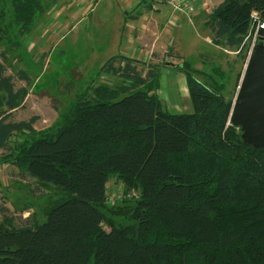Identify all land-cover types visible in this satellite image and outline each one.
Returning a JSON list of instances; mask_svg holds the SVG:
<instances>
[{"label": "trees", "instance_id": "trees-1", "mask_svg": "<svg viewBox=\"0 0 264 264\" xmlns=\"http://www.w3.org/2000/svg\"><path fill=\"white\" fill-rule=\"evenodd\" d=\"M8 1L22 34L46 10L44 0ZM262 23L264 0H222L206 22L215 43L244 59ZM169 63L144 73V63L109 58L99 73L131 84L101 82L37 130L38 115L15 117L32 79L0 50V164L64 194L43 222H16L1 204L0 264H264V146L247 145L230 121L241 72L227 95L225 75L202 81L183 60L193 111L174 113L156 93ZM18 133L27 136L12 141ZM112 176L126 187L119 199Z\"/></svg>", "mask_w": 264, "mask_h": 264}, {"label": "rangeland", "instance_id": "rangeland-1", "mask_svg": "<svg viewBox=\"0 0 264 264\" xmlns=\"http://www.w3.org/2000/svg\"><path fill=\"white\" fill-rule=\"evenodd\" d=\"M217 1L213 0L198 17L192 19L180 15L179 20L172 21L170 18L167 22L166 9L163 8L162 31L177 49L168 44L161 46L160 43L161 53L157 56L162 62L178 65L172 67L170 63L167 64L159 78L162 86L160 98L170 112L193 111L186 72L180 66L183 60L201 70L197 77L202 81H209L211 77L219 79L222 74L225 75L227 86L224 93L227 95H231L239 72L240 85L249 53L244 59L235 48L215 43L209 26L205 24ZM122 2L123 0H98L96 3L93 1L91 6L77 5L76 0H44L45 12L38 17L31 31L22 34L19 25L12 20L10 2L0 0V50L5 54L11 70L22 69L32 79V84L28 86L26 107L16 111L17 119L38 115L35 128L42 130L60 121L62 113L78 95L91 93L99 83L111 86L131 84L129 78L99 73L100 68L112 56L120 55L122 51L129 56L123 50L125 38L122 42L121 31L126 20L130 19L128 12L131 10L126 7L125 0L124 5ZM64 6L67 8L62 14ZM132 13L140 16L137 18L139 24L145 21L141 7H137ZM154 15L157 17V14ZM177 52L181 55L178 60L174 59L175 55L171 56ZM93 80L96 84L92 85ZM166 81L170 82L171 87L163 89ZM183 85L185 93L181 90ZM26 136L27 134L18 133L12 141H20ZM3 152L0 150L1 156ZM25 171L13 164H0V206L5 204L9 208L8 214L14 216L16 222L21 223L23 216L29 215H34L43 222L46 220V208L53 199H59L64 194L51 185L39 183L32 176H22ZM125 189L124 183L112 176L108 183L111 197L119 199L122 192H126ZM113 190L115 193H112ZM128 194L137 198L139 191L131 190ZM2 217L0 211V219Z\"/></svg>", "mask_w": 264, "mask_h": 264}, {"label": "crops", "instance_id": "crops-1", "mask_svg": "<svg viewBox=\"0 0 264 264\" xmlns=\"http://www.w3.org/2000/svg\"><path fill=\"white\" fill-rule=\"evenodd\" d=\"M77 5L79 4H85V5H93V1L95 3L98 1L96 0H76ZM213 0H200L197 3V11L193 17H198L200 15L201 11L206 9L208 7L209 3H211ZM222 0L217 1V5L221 2ZM124 5V0L122 2ZM126 7L131 10V12H128L129 18L126 20L125 24L122 27L121 31V41L124 42L125 38V45L123 50L125 49V52L129 54V56H126L124 54V51L120 54V56H124L125 58L133 59L134 61H137L139 63H144V66H141V69L144 70V73L148 70V66L150 65H157L160 66L161 60L157 59V56L160 52V43L162 44L161 46H166L171 45V40L167 38L165 33L162 31V25L164 17L162 15L164 14L163 8L166 9V20L167 22L170 20L175 21L173 16L176 17V20L182 16H187L186 13L183 12H176L175 9L168 3H158L156 8H154L149 2H145L144 0H125ZM149 4V5H147ZM145 5V6H144ZM137 7H141L144 12V18L145 21L141 22V24L138 23L137 18H140L139 15H134V9ZM67 7H63L62 14L65 12ZM149 13V14H148ZM163 13V14H162ZM148 14V15H146ZM157 14V17L154 15ZM188 17V16H187ZM135 18V19H134ZM189 18V17H188ZM190 19V18H189ZM179 20V19H178ZM207 20L205 21L206 24ZM147 23V24H146ZM162 39V41H161ZM122 44V43H121ZM148 44V45H147ZM167 45V46H168ZM144 47V48H143ZM147 47V48H145ZM173 49H175L174 46L171 45ZM122 50V49H121ZM177 50V49H175ZM118 56V55H115ZM114 57V56H112ZM166 57V55H165ZM178 60V59H177ZM167 67H161V76L163 74V69ZM105 75V74H103ZM110 75V74H106ZM112 76V75H110ZM114 77V76H113ZM186 84H187V79H186ZM188 86V85H187ZM171 84L170 82L166 81L165 85L163 86V89L170 88ZM181 88V87H180ZM162 89L161 83L159 88L157 89L156 93L160 96V90ZM181 90L185 93L186 88L183 85ZM164 92V91H162ZM165 93V92H164ZM169 94V93H166Z\"/></svg>", "mask_w": 264, "mask_h": 264}, {"label": "water", "instance_id": "water-1", "mask_svg": "<svg viewBox=\"0 0 264 264\" xmlns=\"http://www.w3.org/2000/svg\"><path fill=\"white\" fill-rule=\"evenodd\" d=\"M259 36H264L260 28ZM247 145L264 146V44L250 51L230 113Z\"/></svg>", "mask_w": 264, "mask_h": 264}, {"label": "built area", "instance_id": "built-area-1", "mask_svg": "<svg viewBox=\"0 0 264 264\" xmlns=\"http://www.w3.org/2000/svg\"><path fill=\"white\" fill-rule=\"evenodd\" d=\"M147 2H149L154 8H156L158 3H168L170 4L176 12H183L186 13V15L192 19L193 16L195 15L196 11H197V3L200 0H146ZM174 20H176V17L173 16ZM264 28V23L259 24V26L257 27L253 39L251 41V45H250V51L253 49V47L256 44V40H257V36L259 35V30L260 28Z\"/></svg>", "mask_w": 264, "mask_h": 264}]
</instances>
